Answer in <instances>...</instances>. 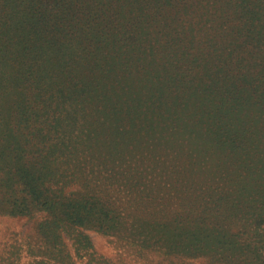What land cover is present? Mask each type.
I'll use <instances>...</instances> for the list:
<instances>
[{
    "label": "trees",
    "instance_id": "obj_1",
    "mask_svg": "<svg viewBox=\"0 0 264 264\" xmlns=\"http://www.w3.org/2000/svg\"><path fill=\"white\" fill-rule=\"evenodd\" d=\"M191 1L0 0V216H42V263L95 231L264 264V0Z\"/></svg>",
    "mask_w": 264,
    "mask_h": 264
},
{
    "label": "rangeland",
    "instance_id": "obj_2",
    "mask_svg": "<svg viewBox=\"0 0 264 264\" xmlns=\"http://www.w3.org/2000/svg\"><path fill=\"white\" fill-rule=\"evenodd\" d=\"M218 1H191V7L194 9L193 13L199 23L198 26L207 27L217 23L219 14L223 12H220L215 6L220 5V1ZM235 3L231 6L235 5ZM200 13L203 16H199ZM225 14H229L228 11ZM221 15L223 17L226 16ZM188 23L189 21H187L186 25ZM160 26H162L160 22L149 26V34L144 37L155 40L156 37L154 35L160 29ZM129 27L125 25L122 28L130 30ZM150 31L152 34H150ZM226 44V48L232 47L229 41ZM149 180L150 178L145 180L146 185L150 184L148 183ZM140 193L143 192L140 191ZM123 197L122 194L121 200L117 198V201L124 204L130 203L126 202L129 200L127 194H125V200ZM173 200H176L175 197H173ZM40 217L42 216L39 215L29 219L26 217L0 216V264H44L41 262V259L45 256L44 245L36 230ZM86 234L93 245V249L82 252L80 255H75L72 259V264H207L204 259L194 260L176 255L167 256L160 254L157 250L148 249L145 253H140L125 236H107L95 231H86Z\"/></svg>",
    "mask_w": 264,
    "mask_h": 264
}]
</instances>
